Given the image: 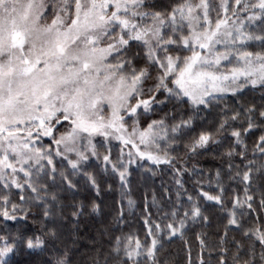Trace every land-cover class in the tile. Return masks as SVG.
Segmentation results:
<instances>
[{
    "label": "snow or ice",
    "instance_id": "snow-or-ice-1",
    "mask_svg": "<svg viewBox=\"0 0 264 264\" xmlns=\"http://www.w3.org/2000/svg\"><path fill=\"white\" fill-rule=\"evenodd\" d=\"M246 25L258 29L246 31ZM248 41L264 44V0H174L165 8L157 6L156 0H0V218L17 221V213L27 211L8 194L13 186L21 193L27 187L37 199L42 198L39 193L47 192V182L55 183L56 157L62 158L61 163L66 161L73 173L90 156L99 159L93 143L97 135L105 141L115 136L123 146L131 145L135 150H129L127 162L123 160V147L118 162L112 161L110 154L102 157L119 173L122 185H127L128 164L134 162L131 157L135 155L157 165H172L170 146L178 144L177 136L195 128L198 114L211 112L217 94L237 93L247 84L264 87V51H241ZM133 43L143 49V63H138L140 52L129 54ZM149 77L153 82L146 95L144 85ZM161 90L164 97L157 100ZM173 100L169 112L141 126V116L151 113L154 105ZM185 104L184 108L177 107ZM255 110L249 105L244 112ZM225 111L227 108L221 109ZM239 117V112L228 118L221 116L217 131L226 127L228 119L236 121ZM259 118L264 119V109ZM247 119L243 132L254 127L251 115ZM231 135L241 146V158L245 157L241 130L233 128ZM43 137L50 138L51 143L45 146ZM218 142L212 131L202 127L185 147L195 153ZM261 145L264 134L253 147L254 154L264 157ZM234 152L235 148L228 150L230 156ZM254 165L258 174L264 171V160L246 161L242 173L245 195H236L232 208L225 209L228 225L238 229L242 222L237 211H243L244 205L252 210L254 197L247 191ZM228 167L231 171V164ZM18 173H23V181ZM59 175L68 187L75 186L63 169ZM86 175L98 189L92 174ZM40 179L46 181L43 188L35 182ZM176 184L181 181L177 179ZM181 195L177 193L176 203L160 217L167 219L166 224L152 220L150 215L145 217V235L150 240L142 243L136 237L133 243L132 236L115 238L113 251L121 261L141 264L144 259L146 264H159L161 238L180 232L189 216L195 220L202 215L198 199L190 194V207H184L181 215ZM200 195L224 209L222 195H210L202 188ZM24 199L21 194V204ZM49 233L56 237L54 228ZM244 235L254 238L248 247V259L241 261L237 252L233 264H257L256 241L264 264V226L245 228ZM21 245L44 251L47 242L40 235L25 238L20 232L0 229V264H11L12 254ZM237 248L243 245L237 242ZM48 250L52 252L49 264H68L67 255H60L55 244ZM220 264H228L223 255Z\"/></svg>",
    "mask_w": 264,
    "mask_h": 264
},
{
    "label": "trees",
    "instance_id": "trees-1",
    "mask_svg": "<svg viewBox=\"0 0 264 264\" xmlns=\"http://www.w3.org/2000/svg\"><path fill=\"white\" fill-rule=\"evenodd\" d=\"M172 2L174 0H156L157 6L162 8L168 7ZM247 47L254 51H264V44L259 41L250 43ZM136 52L141 53L138 63H143V49L133 43L129 54ZM152 76H155L154 69ZM152 82L149 77L144 86L148 88ZM160 94V97H163L162 91ZM174 104L173 100L159 106L154 105L152 112L141 119L145 117V122L159 119L165 112H169ZM212 104L214 107L211 112L198 114L195 118V128L183 136H177L178 144L170 146L172 165L162 164L151 168L152 171L142 167L131 168L125 188L111 171L96 169L93 177L98 189L91 182L77 176L70 178L75 185L71 188L67 182L61 180H56L55 183L48 181L47 192L41 190L39 193L41 197L44 194L47 197L40 203L36 198L37 194L29 188H25L23 193L25 196L30 194L34 200L25 198L22 204L20 198L16 197V192H13L12 201L27 211L17 213V221L5 222L0 218V229L20 232L25 238L40 235L46 240L47 247L41 251L27 249L21 245L12 254L11 264H49L52 252L48 249L53 244L60 255H67L68 264H105V261L107 264H126L113 251L115 238L132 236L133 243L136 237H139L142 243L150 240L145 235V217L150 215L152 220H160L176 203L178 192L182 193L181 215L184 207H190L187 203L189 194L198 199L202 215L195 220L189 216L180 232L174 236L165 234L161 238L157 250L159 264H220L222 255L228 264H233V254L237 252L241 261L248 259V247L253 245L254 238L245 236L244 229L264 226V208H261V200L264 199V171L258 174L256 166H253L252 183L247 191V195L254 197L252 210H248L244 205L243 211H237V218L242 222L239 229L235 225H228L229 217L225 209L232 208V200L236 195L242 198L245 195L246 185L242 181V173L246 170L245 162L264 160L258 152L253 153L258 138L264 134V119L259 118L261 109H264V87L257 86L233 95L217 97ZM249 105H254L256 110L254 113L245 114L244 109ZM177 107L184 108L186 104ZM225 108L227 111L222 113L221 109ZM233 112L240 113L239 119H228L226 127L217 131L216 126L220 123L221 116L228 118ZM184 115L188 113L185 112ZM205 115L207 119L202 120ZM248 115H251L254 127L248 132H243L248 124ZM168 123L171 124L172 121L169 120ZM202 127L212 131L219 142L210 144L206 151L187 152L186 144ZM233 128L241 130V140L246 145L247 152L243 158L239 154L241 146L234 143L235 137L231 135ZM230 148H235L231 156L228 154ZM229 164L232 166L231 171ZM174 169L181 171L176 172ZM238 172L241 173L240 176L236 175ZM177 179L181 181L180 185L176 184ZM38 185L43 188L45 184ZM201 188L210 195H222L224 209L215 201L206 200L200 195ZM184 189H187V192H184ZM93 203L95 208L92 207ZM45 211L48 212L47 216ZM205 216L208 217L207 221L204 220ZM160 222L162 225L166 224L167 219ZM53 228L56 230L55 238L49 233V229ZM237 242L243 245L242 249L238 250ZM254 248L257 264H261L259 241L255 242ZM141 264H146V261L142 259Z\"/></svg>",
    "mask_w": 264,
    "mask_h": 264
},
{
    "label": "rangeland",
    "instance_id": "rangeland-1",
    "mask_svg": "<svg viewBox=\"0 0 264 264\" xmlns=\"http://www.w3.org/2000/svg\"><path fill=\"white\" fill-rule=\"evenodd\" d=\"M193 2H196V1H193ZM217 2H218V0H217ZM244 15H246V13L244 14ZM213 17L215 18V12L213 13ZM257 29H258V26L257 27H253L252 25H246L245 26V30L246 31H257ZM257 34H258V32H257ZM253 42H256V41H248V42H246V44H245V47L244 48H242L241 49V51H244V50H248V51H253V52H255L254 50H251V48H249V47H247L250 43H253ZM184 54H187V53H182V55H184ZM232 62L234 63L235 62V57H233L232 58ZM227 66V65H226ZM242 83H243V81H241ZM171 84V82L169 81V85ZM257 86H259V85H257ZM257 86H252L251 84H247V85H245V87L244 88H241V89H238V92H240V91H242V90H244V89H252V88H256ZM145 87V86H144ZM162 91V93H163V97H164V92H163V90H161ZM237 92V93H238ZM145 94L147 95V94H149L148 92H147V88L145 87ZM233 94H236V93H232V92H226V93H224V94H222V96H228V95H233ZM161 96V94L159 95H157L156 96V99L157 100H159V99H163V97H160ZM220 94H217V97H222ZM147 114H144V115H142V116H146ZM141 116V117H142ZM151 120V119H150ZM129 125L131 124V121H128L127 122ZM148 123V121L147 122H145V117H143L142 119H141V126H144V125H146ZM62 130V128L61 129H58L57 131L59 132V131H61ZM42 143L45 145V146H47V145H49L50 143H51V140H50V138H48V137H43L42 138ZM93 143L96 145V150H97V152L99 153V155H100V158L99 159H97L96 157H94V156H90L89 157V161L79 170V171H77V172H75V173H73L72 171H71V169L69 168V167H66V161L64 162V163H61V160H62V158H60V157H56V167H57V176H56V180H61L60 179V175H59V171L61 170V169H63L64 171H65V173L70 177V178H72L73 179V177H77V176H80V177H82V178H84L85 179V181H89L88 180V177H87V175H86V173H91L92 174V176H94V170H96V169H99V170H103V171H111V174L113 173L116 177H118V180L120 181V179H119V173L118 172H115V171H113V169H112V165L111 164H105V162L103 161V155L104 154H110L111 155V158H112V161H114V162H118L119 160H120V158H121V149H122V147H123V160L124 161H129V159H130V157H129V155H128V153H129V150L131 149V145H127V146H123L122 145V143H121V141H119V140H117L116 138H115V136H110V137H108L107 138V141H105V138L104 137H102V136H99V135H97V136H95V137H93ZM53 148H55V146L53 145ZM133 152L135 151L134 149H131ZM73 158H75V157H73ZM131 159L132 160H134V162L133 163H129L128 164V171H127V179H129L130 177H129V170L131 169V168H146L148 171H152V169L151 168H156V167H158L159 165H162V164H159V165H157V164H155L154 162H152V161H148L146 158H144V159H141L138 155H135V156H133V157H131ZM45 164H46V161L44 162ZM93 164V166H90V165H92ZM141 168V169H142ZM112 174V175H113ZM113 175V176H114ZM18 179H20L21 181H23V179H24V177H23V173H18ZM34 179H35V177H34ZM55 180V181H56ZM37 184H45V179H40V180H36L35 181ZM90 182V181H89ZM121 182V181H120ZM40 186V185H39ZM127 186V185H126ZM25 188H27V187H25ZM124 188H125V185H124ZM13 190V191H12ZM31 190V189H30ZM43 191V190H42ZM13 192H16V194H17V198H20V196H21V194H23L24 195V193H21V191L20 190H17V189H15V187L13 186L11 189H10V191H9V195H12L13 194ZM0 194H2V193H0ZM28 196H30V194L28 195ZM28 196H25L24 195V198H27V199H30V200H34V198L32 197V196H30V197H28ZM45 197H47V195L46 194H44L43 195V197L41 198V199H39L38 200V203H40V202H43V200H45L46 198ZM44 198V199H43ZM24 200H26V199H24ZM21 208H23L22 206H21Z\"/></svg>",
    "mask_w": 264,
    "mask_h": 264
}]
</instances>
